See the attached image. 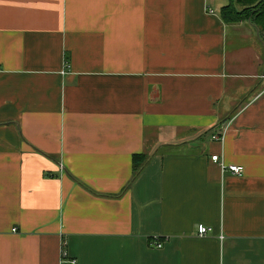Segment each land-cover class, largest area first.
<instances>
[{"label":"crops","instance_id":"crops-1","mask_svg":"<svg viewBox=\"0 0 264 264\" xmlns=\"http://www.w3.org/2000/svg\"><path fill=\"white\" fill-rule=\"evenodd\" d=\"M228 3L0 0V264H264V35Z\"/></svg>","mask_w":264,"mask_h":264},{"label":"trees","instance_id":"trees-1","mask_svg":"<svg viewBox=\"0 0 264 264\" xmlns=\"http://www.w3.org/2000/svg\"><path fill=\"white\" fill-rule=\"evenodd\" d=\"M235 1V0H234ZM233 0H229V3L225 6H223L220 10V16L221 18L226 21V22H237L240 21L241 18H249V20L255 24V20L257 23H259L260 21H263L261 24V27L264 29V14L257 13L259 12V10H256L257 16L254 17V20L252 19L253 15L250 13V11L248 9H246L247 5H251L254 2H258L259 0H236L238 4H242L241 8H238V6L236 7L235 3ZM259 4H255L256 8L263 7V5L261 4V1L258 2ZM246 6V7H245ZM243 7L244 10H243ZM262 11V10H261ZM255 14V13H254ZM250 16V17H249ZM133 163H135V165H141L144 160H145V156L143 154H136L133 155Z\"/></svg>","mask_w":264,"mask_h":264},{"label":"built area","instance_id":"built-area-1","mask_svg":"<svg viewBox=\"0 0 264 264\" xmlns=\"http://www.w3.org/2000/svg\"><path fill=\"white\" fill-rule=\"evenodd\" d=\"M221 134V135H220ZM217 133L212 135L213 139H218L222 136L223 133ZM211 159L217 163L219 165V167L221 168L222 171H229L232 174H236V175H241L243 172V167L240 165H236V164H226L224 163V161L220 158V156L218 154L215 155H211ZM60 167L62 168L61 164H59ZM211 229L203 224H199L197 227V234L199 236H204L206 235ZM220 238H222V235H220ZM151 244H153L154 246H156L157 248H160L162 246L161 241L159 240L158 237H154L150 240ZM64 253V252H63ZM73 263L75 262V260L72 261Z\"/></svg>","mask_w":264,"mask_h":264},{"label":"rangeland","instance_id":"rangeland-1","mask_svg":"<svg viewBox=\"0 0 264 264\" xmlns=\"http://www.w3.org/2000/svg\"><path fill=\"white\" fill-rule=\"evenodd\" d=\"M225 1H227V3L229 2V0H225ZM234 1V0H233ZM251 1V0H250ZM259 1H261V4L263 5V7H260V9L259 8H256V5L255 4H259L258 2ZM258 2H254V3H252L251 5L249 4V5H247V7H246V9H248L249 11H250V13L253 15L252 17V19L254 20V17L255 16H257V13H262V14H264V0H259ZM234 3H235V5H236V7L238 6L239 8H241L242 7V4L240 5V4H238L237 3V1L235 0L234 1ZM245 7H243V10H244V8ZM256 10L258 11L259 10V12H257L256 13ZM262 10V11H261ZM255 13V14H254ZM250 17V16H249ZM244 20H249V18H241V21H244ZM250 21V20H249ZM251 22V21H250ZM262 22L263 21H260L259 23H257L256 22V20H255V25H256V27L260 30V32H261V34H263L264 35V29L261 27V24H262ZM252 23V22H251Z\"/></svg>","mask_w":264,"mask_h":264}]
</instances>
